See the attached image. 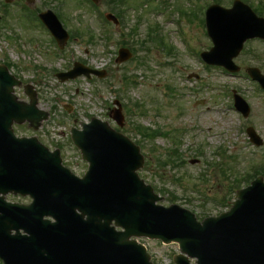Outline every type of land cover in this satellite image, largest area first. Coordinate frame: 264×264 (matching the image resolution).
<instances>
[{
    "label": "rangeland",
    "instance_id": "374dc122",
    "mask_svg": "<svg viewBox=\"0 0 264 264\" xmlns=\"http://www.w3.org/2000/svg\"><path fill=\"white\" fill-rule=\"evenodd\" d=\"M212 1L118 0L116 8L125 15L121 29L112 24L103 26L87 5L72 4L68 28L76 36L63 51L48 44L46 35L39 37L40 30L36 39L28 10L15 14L16 6L7 3L10 16L16 15L8 21L0 5V64L6 63L24 84L31 83L38 93L39 108L50 113L38 131H29L24 123L15 125V132L35 134L48 146L59 148L65 164L81 174L86 164L71 144L70 129L99 117L141 146L146 162L140 176L163 197V204L183 205L199 219L227 211L237 184L248 185L245 178L250 175L262 173L264 177V92L247 76H231L220 68L205 67L197 59L201 60V52L210 45L199 7ZM230 1L220 0V4L228 7ZM246 2L256 5L264 0ZM59 6L52 4L56 11ZM106 9L101 5L102 13ZM154 25L159 33L151 31ZM181 26L189 34V51L197 58L186 52ZM155 33L157 41L163 40L177 53L167 44L151 41ZM122 40L134 51L132 60L119 64L115 59ZM263 52L259 42H250L236 62L264 70ZM75 61L107 68V75L60 81L56 73L71 69ZM233 89L250 103V117H243L234 107ZM15 93L29 101L23 86H17ZM116 99L123 105L122 127L109 116ZM250 125L263 140L260 147L249 140L246 128ZM141 128L156 132L146 136ZM141 242L148 246L156 264H169L179 252L177 244Z\"/></svg>",
    "mask_w": 264,
    "mask_h": 264
},
{
    "label": "water",
    "instance_id": "95a60500",
    "mask_svg": "<svg viewBox=\"0 0 264 264\" xmlns=\"http://www.w3.org/2000/svg\"><path fill=\"white\" fill-rule=\"evenodd\" d=\"M8 79L1 73L0 149L6 142L11 171L5 172L16 181L0 178V193H29L34 202L12 204L0 197V256L6 264H151L145 248L130 240L143 235L179 241L199 264H264L261 178L239 191L230 212L200 223L179 206L155 205L158 197L135 173L142 165L138 148L93 120L74 135L91 162L79 179L62 169L57 157L43 155L41 147L40 156L32 155L35 139L14 138L12 122L32 119L36 100L31 105L17 102ZM117 118L122 124L123 117ZM13 140L21 142L13 145ZM21 166L25 169L18 180ZM46 215L57 221L44 219ZM113 220L125 230L117 232L110 226ZM20 228L28 234L21 235Z\"/></svg>",
    "mask_w": 264,
    "mask_h": 264
}]
</instances>
